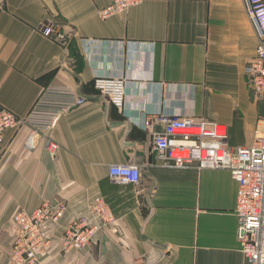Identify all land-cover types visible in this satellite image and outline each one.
I'll return each mask as SVG.
<instances>
[{
  "label": "crops",
  "instance_id": "0c3cea01",
  "mask_svg": "<svg viewBox=\"0 0 264 264\" xmlns=\"http://www.w3.org/2000/svg\"><path fill=\"white\" fill-rule=\"evenodd\" d=\"M114 1L7 0L0 13V106L25 117L50 85L86 100L34 150L30 128L6 132L0 264L13 248L15 216L47 201L67 211L36 264H247L231 174L163 167L142 127L147 114L178 115L226 126L233 149L253 144L264 101L245 76L258 38L243 0H143L103 19ZM44 27L59 35L46 37ZM99 76L126 80L124 111L95 89ZM115 165L139 166L141 183L113 181ZM98 201L114 223L84 250L65 252L66 226Z\"/></svg>",
  "mask_w": 264,
  "mask_h": 264
},
{
  "label": "built area",
  "instance_id": "2783aa9c",
  "mask_svg": "<svg viewBox=\"0 0 264 264\" xmlns=\"http://www.w3.org/2000/svg\"><path fill=\"white\" fill-rule=\"evenodd\" d=\"M143 0H115L101 10L103 19L139 5ZM7 0H0V13ZM251 18L258 46L253 61L245 68V76L254 94L264 101V0H243ZM43 34L55 38L59 32L44 27ZM95 89L114 107L124 111L127 84L124 78L99 76ZM86 100L65 85L46 87L31 111L19 117L0 106V145L8 131L22 127L31 130L26 147L34 150L43 134L53 130L61 116ZM155 124L163 127L155 130ZM142 127L153 136V149L163 167H194L198 170H226L237 183V241L247 264H264V110L259 119V134L251 146L233 149L229 145L226 126L190 117L151 113L144 116ZM110 178L118 183L139 185L142 172L136 165H115ZM67 211L64 203L45 202L33 213L15 216L14 242L6 264H36L38 257L51 244L48 232L59 227ZM114 223L112 212L102 202L91 205L86 215L66 226L62 245L65 252L84 250L102 225Z\"/></svg>",
  "mask_w": 264,
  "mask_h": 264
}]
</instances>
